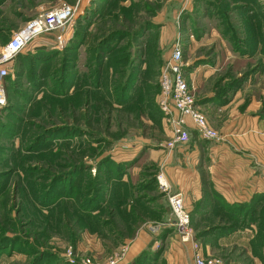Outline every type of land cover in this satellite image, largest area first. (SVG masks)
<instances>
[{
  "label": "rangeland",
  "instance_id": "374dc122",
  "mask_svg": "<svg viewBox=\"0 0 264 264\" xmlns=\"http://www.w3.org/2000/svg\"><path fill=\"white\" fill-rule=\"evenodd\" d=\"M60 1L77 8L72 36L61 49L38 48L17 61L20 77L7 84L0 113V264H167L159 239L174 228L161 170L152 191L168 218L142 222L149 231L160 225L151 231L153 244L161 242L128 261L129 246L107 234L119 226L106 200L114 181L100 163L143 143L165 148L171 133L158 107L159 81L177 46L189 94L215 130L233 110L264 125V0H187L184 8L171 0H0V51ZM139 161L155 164L141 154L128 163ZM202 178L203 198L190 209L196 239L225 264H264V204L232 215L209 173ZM246 229L247 245L220 244ZM147 251L156 262H146Z\"/></svg>",
  "mask_w": 264,
  "mask_h": 264
},
{
  "label": "crops",
  "instance_id": "0c3cea01",
  "mask_svg": "<svg viewBox=\"0 0 264 264\" xmlns=\"http://www.w3.org/2000/svg\"><path fill=\"white\" fill-rule=\"evenodd\" d=\"M171 1H174L172 3L175 4L174 6L182 8L190 3L187 0ZM158 18L162 21L164 16L159 15ZM174 26L176 25L174 24ZM34 56V54H23L17 57L16 72L19 74L20 71L17 66L19 59ZM227 110L230 111L231 108H227ZM189 124L191 128L190 143L178 145L172 152L165 148L153 150L143 143L141 146L132 147L126 158L119 160L115 157L116 163H127L121 181L128 185L126 194L129 193L130 197L125 196L123 198L117 193L107 197L106 200L113 205V211L117 213L115 217L119 226L118 228L110 226L111 230L107 231V234L116 236V238L119 237L120 243L118 241V244L126 243L129 246L131 254L128 261L134 259L141 251L154 243L151 229L149 228L150 231L144 229L142 224H154L167 220L168 208H165V202L156 197L153 189L147 188L146 185L148 180L152 176L155 177V173L159 170L164 172L175 192L180 191L185 195L186 207L189 211L203 198L205 192L203 171L209 173L211 189L218 192L230 205L250 203L264 193V125L259 122L255 115L240 114L236 110L230 111L229 115L225 116V128L222 131L218 130L224 137V140L221 141L201 139L198 132L191 126L190 121ZM139 154L153 160L155 164L151 167L140 161L133 164L128 163ZM148 169L150 170L148 171ZM140 185L143 187L142 191L138 193L135 188ZM134 192L135 196H133ZM135 197L145 198L146 205L149 206L147 214L135 210ZM97 212L95 211L94 214L96 215ZM121 214L124 215L122 223L120 221V219L122 220ZM136 222H138L136 229L131 231L130 229L135 228ZM162 230L161 235L163 237L168 229L163 228ZM169 230L173 229L169 228ZM121 236L124 238L121 239ZM162 237L159 240H164L162 241V244L164 242L162 256L167 254V259L165 258L167 264H194L191 250L179 242L175 230L166 240ZM250 238L251 234L246 229L245 231L234 232L227 237L224 235L220 237L219 242L223 246L232 243L245 246ZM161 241L153 244V248H157ZM202 244L205 251L211 253L210 245ZM261 260L260 258L256 259V264H262Z\"/></svg>",
  "mask_w": 264,
  "mask_h": 264
},
{
  "label": "built area",
  "instance_id": "2783aa9c",
  "mask_svg": "<svg viewBox=\"0 0 264 264\" xmlns=\"http://www.w3.org/2000/svg\"><path fill=\"white\" fill-rule=\"evenodd\" d=\"M76 6L60 1L55 7L41 12L28 20L0 51V113L7 105L8 79H16V59L21 54H34L37 48L61 49L72 36L76 19ZM71 28V31H70ZM69 37H68V36ZM68 37V38H67ZM184 63L180 48L173 49L163 66L159 81L158 107L165 123L170 128L171 137L165 143V149L172 152L178 145H187L191 141V126L203 140H215L220 134L209 123L207 117L196 108L189 94V83L184 77ZM160 190L167 197L171 212L170 225L177 233L179 242L192 252L194 264H225L196 239L191 223V213L186 207V198L182 192H175L163 171L157 175ZM160 225L151 226L158 231ZM111 264H116V260Z\"/></svg>",
  "mask_w": 264,
  "mask_h": 264
},
{
  "label": "trees",
  "instance_id": "16d2710c",
  "mask_svg": "<svg viewBox=\"0 0 264 264\" xmlns=\"http://www.w3.org/2000/svg\"><path fill=\"white\" fill-rule=\"evenodd\" d=\"M81 18H83V17H80L78 19V21L76 22L75 29L78 26L79 21H80ZM39 49L46 50L45 47H41ZM42 50H39V51H42ZM35 52H36V50H35ZM21 55H23V54H21ZM34 55H35V53H34ZM16 74H17L16 75V79L12 80L11 78H9L7 84H9V83H15L16 80L19 79V74L17 72H16ZM159 112H160V110H159ZM126 164L127 163H125V162L116 163L111 158H106V160L104 162L100 163V166L103 167V169H105L106 171L108 170V172L110 174V177H111V179H109V180L110 181H114L113 183H114L115 193H117L120 196H123V198H125V196L130 197V194L129 193L126 194L128 192V185L125 184V182H122L121 181L122 180V177H123V175L125 173V169L124 168H125ZM146 185H147V188L151 187V189H155V187H156V186H154V185H156L155 177H153L152 179H150V182H147ZM142 187H143V185H140V186L136 187L135 188L136 192L137 191H140V189H142ZM104 188H106V187H104ZM106 189H108V188H106ZM133 196H135V192H134ZM104 202L105 201H103V203ZM263 204H264V193H262L260 195V197H257L254 200H252L250 203H246V204H234V205L232 204V205H230L227 202H225V207L228 206L229 208H231L230 210H231V214L232 215L233 214L234 215H237V213L240 212V211H249V210H251V208L253 209L254 206L255 207L256 206L257 207H261L260 205H263ZM134 207H135V210L137 209V210H139L143 214H147L148 211H149V209H148L149 206L146 205V201H145V198L144 197H137V198L135 197V199H134ZM96 209H98V208H96ZM96 209H94V210H96ZM91 210L94 211L93 208ZM247 226L248 225H246V227ZM155 255H157V253L154 252V253L151 254V253L148 252V255L145 257L146 258V262L147 261L148 262L149 261L151 262V261H154V260L156 262L157 259H158V255H157V259L154 258Z\"/></svg>",
  "mask_w": 264,
  "mask_h": 264
}]
</instances>
